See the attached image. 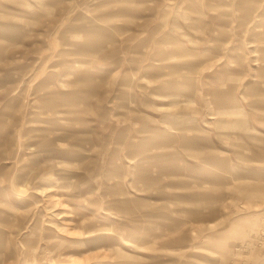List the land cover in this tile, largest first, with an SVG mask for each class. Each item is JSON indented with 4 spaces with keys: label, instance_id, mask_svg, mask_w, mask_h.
Wrapping results in <instances>:
<instances>
[{
    "label": "rangeland",
    "instance_id": "374dc122",
    "mask_svg": "<svg viewBox=\"0 0 264 264\" xmlns=\"http://www.w3.org/2000/svg\"><path fill=\"white\" fill-rule=\"evenodd\" d=\"M261 90L262 0H0V264H264Z\"/></svg>",
    "mask_w": 264,
    "mask_h": 264
},
{
    "label": "crops",
    "instance_id": "0c3cea01",
    "mask_svg": "<svg viewBox=\"0 0 264 264\" xmlns=\"http://www.w3.org/2000/svg\"><path fill=\"white\" fill-rule=\"evenodd\" d=\"M261 95L262 97H264V94H263V90H261ZM220 98L219 100V103L218 105H216L217 107L221 108V109H233V110H239V111H243L244 109L241 107V105L235 101V99L232 97V96H228L226 97L225 99H229V98H233L232 99V103L230 104V102L228 100H225L224 101V97L219 95L218 93L214 95V97H218ZM47 145L49 146H52V148L54 147V143L52 141H50L49 143H47ZM52 149H49L48 151H50ZM50 166H55V165H50ZM45 181L43 182V185H48V184H53V180L50 179V178H46L44 179Z\"/></svg>",
    "mask_w": 264,
    "mask_h": 264
},
{
    "label": "bare ground",
    "instance_id": "6f19581e",
    "mask_svg": "<svg viewBox=\"0 0 264 264\" xmlns=\"http://www.w3.org/2000/svg\"><path fill=\"white\" fill-rule=\"evenodd\" d=\"M262 1H264V0H262ZM125 244H126V243H125ZM133 244H134V243H133ZM126 245H127V244H126ZM131 246H132V245H131ZM131 246H130V247H131ZM133 247H134V246H133Z\"/></svg>",
    "mask_w": 264,
    "mask_h": 264
}]
</instances>
